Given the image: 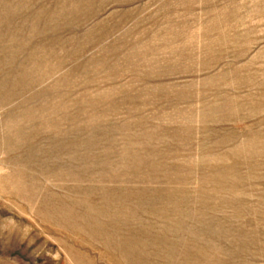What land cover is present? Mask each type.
I'll list each match as a JSON object with an SVG mask.
<instances>
[{
    "label": "rangeland",
    "instance_id": "obj_1",
    "mask_svg": "<svg viewBox=\"0 0 264 264\" xmlns=\"http://www.w3.org/2000/svg\"><path fill=\"white\" fill-rule=\"evenodd\" d=\"M0 264H264V0H0Z\"/></svg>",
    "mask_w": 264,
    "mask_h": 264
}]
</instances>
